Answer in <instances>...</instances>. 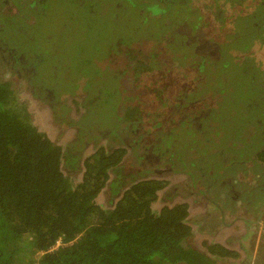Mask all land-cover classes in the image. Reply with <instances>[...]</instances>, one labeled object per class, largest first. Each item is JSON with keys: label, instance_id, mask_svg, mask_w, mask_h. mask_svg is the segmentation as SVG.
<instances>
[{"label": "trees", "instance_id": "trees-1", "mask_svg": "<svg viewBox=\"0 0 264 264\" xmlns=\"http://www.w3.org/2000/svg\"><path fill=\"white\" fill-rule=\"evenodd\" d=\"M56 1L0 0V264H242L213 238L240 228L241 243L254 244L264 218V0H223L205 25L194 18L220 51L215 63L196 43L137 50L108 36L109 6L97 16L96 0H64L62 13ZM199 4L217 3L120 0L118 14L135 10L157 29L177 12L192 19L184 14ZM197 78L206 94H184ZM31 99L73 141L42 132ZM175 172L204 212L187 217L184 198L155 203ZM263 242L254 264H264Z\"/></svg>", "mask_w": 264, "mask_h": 264}, {"label": "flooded vegetation", "instance_id": "flooded-vegetation-1", "mask_svg": "<svg viewBox=\"0 0 264 264\" xmlns=\"http://www.w3.org/2000/svg\"><path fill=\"white\" fill-rule=\"evenodd\" d=\"M96 1L101 6L102 5L109 6L113 10L115 24L120 25L117 27L119 29H121V31H122L121 35L122 36H115L114 35L115 28H117V27H114L112 25H110V27H109L112 31V36H110V37L113 40H115L117 37L126 38V39H129L130 43H132L134 46L138 47L137 50H139V47H141L144 50L146 48L141 46V44L143 45L145 40H147V42H150V39H152V41L155 43V46H159L162 50H163V48H162L163 46H160V45H162L164 43H165L164 45H167V46L169 45L170 48H172L173 54H175V53L178 54V52H181L182 50L185 51V49L192 48L194 43H196L195 54L199 53V51L200 52L204 51L202 53H204L205 55H209L211 58L214 59L213 63H215L220 56V51L219 52L215 51L213 48L209 47L206 44V42L209 41V40H207L206 36L200 37V35L201 36L203 35L201 32V27H200V29H199V27H197L198 25L200 26V24L194 18L195 17L199 18L201 20V22L205 25V23L207 22L206 17L210 18L209 16L206 15V13H210L212 15L211 18L217 17L222 13L223 6H224V4L222 2L223 0H215L217 3L216 7H215V9L210 10V12H208L209 8H210V4H199V5H197V7H191L189 12L184 14V15L186 17L190 16V17H192V19H190L188 17L185 18V17H183L182 14L177 12L173 16H170L171 19H169V20L166 19L162 24H160L157 27V29L152 28V30H156L157 34L155 36L152 35V36H149L147 38H145V36H144L145 33H147L146 31H144V29L142 30V32L138 31V30H140L138 23H141L142 26L146 25V26L151 27L150 23L147 22L146 24H142V19L138 20L137 24L134 22L133 23L134 27H131L130 25H128L126 23H121V20H119V19L124 17V15L121 16L120 14H118L119 13L118 11L120 10V0H96ZM134 12H135V10H134ZM125 14H127L129 17L134 15L133 13H131V14L125 13ZM178 21H182V22H178ZM182 23L185 26H182L181 25ZM136 27H139V28H136ZM119 35H120V32H119ZM161 41L164 43H162ZM163 51L165 52V50H163ZM209 86H210L209 83L205 82V78H197L194 81L191 90L187 89V91H189V94H191V95H194V94L201 95V93H203L205 95L207 92L206 88ZM187 87H189V85L187 86V84H185L184 86H182V89L185 90V88H187ZM252 109H253V105L247 104V106L245 107V110L243 112L244 113L243 116L249 115L251 113ZM258 124H261V122L258 121ZM259 223L260 222L257 221L255 226H253V231L255 228V232L253 234L254 244H247V241L245 244L241 243V239L239 238V236L242 235L243 233L240 231V228H235L234 232L229 233V231L223 230L222 233L217 234L218 235L217 239L222 240L225 238L226 240L229 241V244L227 245V247H228V253L230 254V257H229L230 260H234L236 263L238 261H242V264H254V262H256L254 260L256 259V256L258 254V250H259L258 246H260L259 242L264 240V236L262 235L263 230L260 228ZM253 231H251V232H253ZM229 237H230V239H228ZM242 242H244V241L242 240ZM240 243L245 246L244 249H240ZM263 245H264V242H263ZM231 253L235 254L237 256L233 257L231 255ZM262 254L264 255V253H262ZM246 257H247V259H246Z\"/></svg>", "mask_w": 264, "mask_h": 264}, {"label": "rangeland", "instance_id": "rangeland-1", "mask_svg": "<svg viewBox=\"0 0 264 264\" xmlns=\"http://www.w3.org/2000/svg\"><path fill=\"white\" fill-rule=\"evenodd\" d=\"M67 6L70 7V5L67 2H65L64 0H60L59 2L56 1L55 5H53L52 10L55 11V12H58V10H59V11H61L63 13V12H66L68 10ZM103 6L104 5H102V6L99 5V9H98L99 13L97 14V16H99V14H101V13H105V14L107 13L108 10L106 9V7H103ZM141 19H142L141 16H139L138 13L134 12V15H132L130 17L128 15H126V16L122 17L119 20H121V23H126V24L130 25L131 27H134L133 23L135 22L137 24L138 20H141ZM114 20H115L114 18H110V23L111 24L109 23V25H108V30H109V31L107 30L108 31V36H112V31L109 28L110 25H112L114 27L120 26L119 24L116 25ZM52 21H53L52 23L54 25H58V23L59 24L63 23V19L60 16H58V15L54 16L52 18ZM138 24H139V27H140V30H138V31L142 32V30L144 29V31L147 32L144 35L145 38H147L149 36H152V35L155 36L157 34L156 30H152V26L151 27L150 26H146V25L142 26L141 23H138ZM139 27H136V28H139ZM92 32H96L95 29ZM119 32H120V35H119ZM121 33H122L121 29H119L118 27L115 28V33H114L115 36H122ZM95 34L96 33H93L92 36H94ZM218 38H220V37L218 36ZM213 43H215V41L214 42L209 41V43L206 42V44L209 47ZM141 46L145 47L146 49H151V48H153L155 46V43L152 41V39H150V42H147V40H145L144 44L143 45L141 44ZM263 50H264V48H263ZM183 93L184 94L189 93V91H187V88H185ZM19 98H20L19 102L21 103V102H23V100L27 101L30 98V96H27V94L26 95L23 94V96L22 97L20 96ZM31 101L34 102V103H30L29 104V108L31 109V113H32V114H30V117H32V119L35 121L36 125H39V129L42 132H45V134L51 140H54L57 144H59L61 146H65L67 144V142L70 143L71 141H73L72 138H73L74 132L72 130L68 129V130L60 131L59 128H58L59 124L58 123L55 124L54 122H51L53 120H51V116L47 113L48 109L45 111L43 108H41V103H39V101H37V100H32L31 99ZM187 101H190L188 96H187ZM142 104L146 105L147 102L144 100L142 102ZM261 110H263V109L261 108ZM223 112H224L223 110L218 112L217 113V118L215 120H213V123L216 126H218V127L222 126L221 121H219V116ZM33 113H34V115H33ZM47 117L49 119H47ZM47 120H50V121H47ZM231 129L232 128L230 126H228V125H225L224 128H223V130L226 131V132L230 131ZM91 130H92V128H89V132ZM89 135L90 136H88V137H85V136L83 137L82 134H79V138L89 139V138L93 137L96 134L95 133H90ZM84 142L86 144L88 143L87 140L84 141ZM89 148H90V145L88 143V145L84 147L83 153L86 154L88 152ZM192 157H193V154H192ZM148 178H158V175L152 174ZM146 179H147V177H146ZM163 179H166L168 183L165 186V188L163 189V191L165 190L164 191V196H162V192H160V194L157 196V198L155 200V203H158L159 207H162V206H164V204H167V203H171L172 204V203L178 202V200H180L181 198H184L188 202V209L187 210H188L189 213H188L187 217L195 216L198 213L204 212V209L200 205L193 206L191 204V199L189 197V193L191 192V190H190L191 185H189L190 178H189L188 175H186L185 173H177V172H175L172 175L164 174L163 177H162V180ZM168 197H170L171 199H168ZM234 224H237V223H234ZM227 231H229V233L230 232H234L235 228L229 227L227 229ZM193 236H194V238H197L198 241H200L202 237H203V240H206V239L207 240H209V239L212 240V238H213V237L210 238L206 234L205 235H200L198 233H194ZM217 238H218V235L214 236L213 239H217ZM228 239H230V237ZM29 250H30V252H32V250L30 248H29ZM35 256L39 257V252L35 253Z\"/></svg>", "mask_w": 264, "mask_h": 264}, {"label": "built area", "instance_id": "built-area-1", "mask_svg": "<svg viewBox=\"0 0 264 264\" xmlns=\"http://www.w3.org/2000/svg\"><path fill=\"white\" fill-rule=\"evenodd\" d=\"M259 226H260V228L263 230L262 232H264V218L260 221ZM60 243H61V239H58V240L55 242V244H54V246H53L52 248H56ZM39 253H40V252H39Z\"/></svg>", "mask_w": 264, "mask_h": 264}]
</instances>
